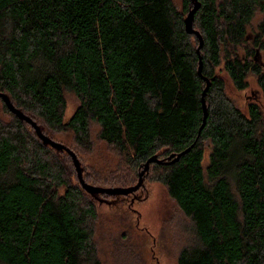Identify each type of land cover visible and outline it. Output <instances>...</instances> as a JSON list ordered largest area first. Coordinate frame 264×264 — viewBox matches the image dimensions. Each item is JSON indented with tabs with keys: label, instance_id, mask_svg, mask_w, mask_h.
<instances>
[{
	"label": "trees",
	"instance_id": "obj_1",
	"mask_svg": "<svg viewBox=\"0 0 264 264\" xmlns=\"http://www.w3.org/2000/svg\"><path fill=\"white\" fill-rule=\"evenodd\" d=\"M180 1L0 0V92L77 148L95 122L137 177L151 156L185 151L147 171L191 223L176 264H264V16L248 32L264 0H198V51L184 24L192 1ZM220 66L238 91L253 76L261 103L240 110ZM65 91L78 100L67 120ZM71 163L0 98V264L95 263L94 200L135 192L90 195Z\"/></svg>",
	"mask_w": 264,
	"mask_h": 264
},
{
	"label": "rangeland",
	"instance_id": "obj_2",
	"mask_svg": "<svg viewBox=\"0 0 264 264\" xmlns=\"http://www.w3.org/2000/svg\"><path fill=\"white\" fill-rule=\"evenodd\" d=\"M173 1L180 8L181 1ZM263 16V12L255 13L251 27L248 28L249 34ZM257 57L264 64V52L257 50ZM221 67L216 70L225 81V92L240 110H245L248 101L261 103L260 91L253 76L247 78L248 87L238 91L226 74L219 72ZM64 97V120H67L76 109L78 100L69 91H65ZM98 134L99 126L90 122V144L86 148L74 147L72 133L69 131L58 134L53 140L66 146L77 160H81L86 167L84 174L93 178L90 185L104 188L135 185L137 171L131 169L125 159L113 147L103 142ZM204 145L206 151L203 168L207 164L211 148L208 140ZM65 153L70 157L77 177L72 156L66 151ZM153 172H147L143 176V186L132 195L108 197L109 203L94 200L97 217L92 222V241L96 249L93 264H176L180 249L191 244L190 220L169 196L166 187L153 180ZM132 199L133 203L129 206Z\"/></svg>",
	"mask_w": 264,
	"mask_h": 264
},
{
	"label": "water",
	"instance_id": "obj_3",
	"mask_svg": "<svg viewBox=\"0 0 264 264\" xmlns=\"http://www.w3.org/2000/svg\"><path fill=\"white\" fill-rule=\"evenodd\" d=\"M192 1V8L189 10V12L187 13V15L184 18V24H185V29L189 34H194L198 40H199V45L197 48V51L199 50V48L202 45V39L200 37V34L194 30L192 28V21H193V15L194 12L196 11V9L198 8V0H191ZM257 54V52H256ZM201 69V65H200V61H199V66H198V72H200ZM206 82V86L202 92V99H201V104H202V110L204 113L203 116V120L205 118V103H204V93L206 92L208 86H209V80L205 79ZM0 98L2 99V101L5 103L6 107L8 108V110L10 112H12L13 114H15L19 119L25 121L26 123L30 124V126L34 129L36 135L38 136V138L42 141V143L44 145H48L54 149L57 150H63L66 151L68 153L71 154L72 159H73V163L75 165L76 168V172H77V177L78 180L80 182V185L82 187V189L84 191H86L88 194L90 195H97V194H106V195H110V196H119V195H129L132 194L134 192H136L140 187L143 186V175L148 171V167L149 164L151 162H155V163H169L170 162V158L171 157H176V159L183 154L185 151L177 154L176 156H174V154H171L170 156H168L165 160L164 159H159L157 158L156 155L151 156L150 158H148L144 163H143V168L140 170V172L138 173V179H137V183L133 186H128V187H108V188H104V187H97V186H93L90 184L85 183V181L83 180L82 177V170L79 164V161L77 160L76 156L73 155V153H71V151L64 146L61 143H58L56 141H54L53 139L49 138L48 136L44 135L39 126L36 125V123L27 115H25L22 111H20L18 108H16L10 101L9 97L3 93L0 92ZM203 124L201 125L200 129L202 128ZM200 131V130H199Z\"/></svg>",
	"mask_w": 264,
	"mask_h": 264
},
{
	"label": "flooded vegetation",
	"instance_id": "obj_4",
	"mask_svg": "<svg viewBox=\"0 0 264 264\" xmlns=\"http://www.w3.org/2000/svg\"><path fill=\"white\" fill-rule=\"evenodd\" d=\"M134 200V199H133ZM133 200H130L131 204L133 203ZM130 206V205H129Z\"/></svg>",
	"mask_w": 264,
	"mask_h": 264
}]
</instances>
